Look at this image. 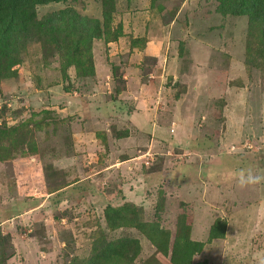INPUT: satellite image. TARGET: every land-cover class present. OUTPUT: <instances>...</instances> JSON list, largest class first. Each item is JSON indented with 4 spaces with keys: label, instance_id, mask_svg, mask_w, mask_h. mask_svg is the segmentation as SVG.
Wrapping results in <instances>:
<instances>
[{
    "label": "rangeland",
    "instance_id": "rangeland-1",
    "mask_svg": "<svg viewBox=\"0 0 264 264\" xmlns=\"http://www.w3.org/2000/svg\"><path fill=\"white\" fill-rule=\"evenodd\" d=\"M241 6L10 12L0 264H264V181L237 176L264 175V24Z\"/></svg>",
    "mask_w": 264,
    "mask_h": 264
},
{
    "label": "trees",
    "instance_id": "trees-1",
    "mask_svg": "<svg viewBox=\"0 0 264 264\" xmlns=\"http://www.w3.org/2000/svg\"><path fill=\"white\" fill-rule=\"evenodd\" d=\"M44 3L56 0H0V30L7 32L8 28L13 23V18L10 20V12L23 8L27 2ZM241 11L247 13L253 24H264V0H241ZM234 7V5H232ZM55 21L54 18H49L46 23L51 24Z\"/></svg>",
    "mask_w": 264,
    "mask_h": 264
},
{
    "label": "clouds",
    "instance_id": "clouds-1",
    "mask_svg": "<svg viewBox=\"0 0 264 264\" xmlns=\"http://www.w3.org/2000/svg\"><path fill=\"white\" fill-rule=\"evenodd\" d=\"M238 182L241 186L258 184L264 181V175L254 173L251 168L241 169L238 173Z\"/></svg>",
    "mask_w": 264,
    "mask_h": 264
},
{
    "label": "built area",
    "instance_id": "built-area-1",
    "mask_svg": "<svg viewBox=\"0 0 264 264\" xmlns=\"http://www.w3.org/2000/svg\"><path fill=\"white\" fill-rule=\"evenodd\" d=\"M0 227H1V225H0Z\"/></svg>",
    "mask_w": 264,
    "mask_h": 264
}]
</instances>
